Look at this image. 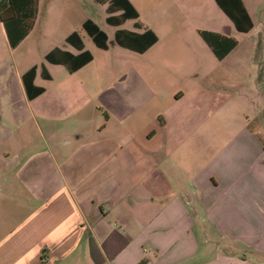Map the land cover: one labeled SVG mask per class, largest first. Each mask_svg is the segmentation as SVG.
<instances>
[{
  "label": "crops",
  "instance_id": "1",
  "mask_svg": "<svg viewBox=\"0 0 264 264\" xmlns=\"http://www.w3.org/2000/svg\"><path fill=\"white\" fill-rule=\"evenodd\" d=\"M129 1L141 27L103 29L98 58L65 25L64 41L78 31L91 59L71 71L46 54L81 51L54 45L45 60L69 73L56 88L36 82V67L27 92L35 65L17 70L9 111L0 77V264H264V5L225 0L250 18L239 31L215 0L150 19ZM146 28L157 39L143 52L115 41ZM199 30L237 45L218 60ZM4 123L20 138L3 141Z\"/></svg>",
  "mask_w": 264,
  "mask_h": 264
},
{
  "label": "rangeland",
  "instance_id": "2",
  "mask_svg": "<svg viewBox=\"0 0 264 264\" xmlns=\"http://www.w3.org/2000/svg\"><path fill=\"white\" fill-rule=\"evenodd\" d=\"M134 2L142 14L141 17L143 19H150L151 15H154L156 12L175 11L178 8H181L183 0H134ZM253 3L254 9L259 3L264 5V0H254ZM106 5V3H99L96 0H39L37 18L34 26L27 37L15 48L9 46L6 35L4 36L0 24V77L3 75L6 78L5 87H2V90H5L10 99L14 101L12 105H7L5 109L10 111L18 104L15 102L20 94V88L17 85L15 77L17 70L22 72L30 66L35 65L38 73L36 82L41 86L51 89L56 88L58 83L69 74L62 65L51 64L44 58V54L54 45L62 47L65 44L63 39V35H65V25L72 26V28L80 31L85 47L87 49L95 50L98 58L97 53H102V51L96 49L91 38L82 30L79 21L81 19L90 18L104 29L110 37H112L116 28L107 25L105 22V17L107 15L105 11ZM253 11L259 12V10ZM217 14L220 18L222 16L224 20L227 22L229 21V19L221 13L218 7L215 6L213 15L217 18ZM134 21L135 20L133 19H129L120 26V28L131 29L133 28ZM233 34L238 38L241 37L236 31H233ZM68 48L72 49L70 46H68ZM114 64L117 68L122 66L120 63ZM43 65L50 72L51 79L49 80L41 78L40 73L43 71ZM194 73L195 72H193V75H195ZM200 77L201 75L189 77V80L194 83L198 81ZM256 100L259 101L260 97L256 96ZM258 108L261 110L259 117L262 118L264 123V102H261ZM259 119L260 118L257 116L255 121ZM254 123L255 122H253V125ZM4 124L8 126L7 123ZM9 125L10 126H6L2 131L3 135L1 139L5 142H13L20 138L13 126L11 124ZM259 133L262 134L261 131H259ZM3 170L4 169H0V171ZM1 202L6 201L0 196V203Z\"/></svg>",
  "mask_w": 264,
  "mask_h": 264
},
{
  "label": "trees",
  "instance_id": "3",
  "mask_svg": "<svg viewBox=\"0 0 264 264\" xmlns=\"http://www.w3.org/2000/svg\"><path fill=\"white\" fill-rule=\"evenodd\" d=\"M96 1L107 4L105 8L107 13L105 21L108 25L119 26L128 19H134L135 27H141L142 23L138 20L139 13L129 0ZM215 1L233 22L237 30L248 31L251 28L250 18L242 5H240V7H234V5H228L225 0ZM38 2L39 0H0V22L3 24L8 44L11 48H15L33 28L38 12ZM243 19L247 21L244 24ZM82 29L88 34L96 46L107 49L108 35L95 21L90 18L86 19L82 24ZM121 33H125V35ZM198 33L218 60L223 59L237 45V40L232 36L208 30H199ZM156 39L155 33L149 28H146L143 33L120 29L115 33V41L117 43L139 52L145 51ZM65 42L81 52L77 55H73L68 51L56 48L48 52L45 58L52 63H68V60H71L70 65L66 64L71 71L91 59V54L83 50L84 43L78 31L71 32L66 37ZM139 43H141L142 46L137 48L136 46ZM56 50L62 51L67 60L55 59L54 52H56ZM35 72L36 66H33L24 75L27 92L29 84L32 85ZM26 78H30V81L28 82ZM32 87L37 94L43 91L42 87ZM139 264H142V262Z\"/></svg>",
  "mask_w": 264,
  "mask_h": 264
}]
</instances>
